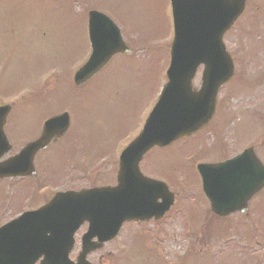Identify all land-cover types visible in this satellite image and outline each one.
<instances>
[{
    "label": "rangeland",
    "instance_id": "1",
    "mask_svg": "<svg viewBox=\"0 0 264 264\" xmlns=\"http://www.w3.org/2000/svg\"><path fill=\"white\" fill-rule=\"evenodd\" d=\"M90 8L112 18L133 52L115 54L75 89L69 80L89 52ZM263 11L264 0H247L224 35L235 72L218 97L212 121L217 140L211 125L142 159V172L164 178L177 193L169 214L142 230L126 223L117 238L88 255L93 264H264V190L250 201V220L234 213L215 220L193 165L196 157L212 154L227 132L249 126L257 135L264 129ZM171 37L169 0H0V103L12 106L4 128L11 148L2 158L36 137L47 115L67 109L71 117L67 138L37 154L36 183L27 176L0 179V224L47 200L37 183L47 185L40 190L47 193L114 180L119 151L141 128L165 81ZM199 79L200 68L195 86ZM258 152L264 160V149ZM225 153L221 148L217 154ZM83 230L76 233L72 258Z\"/></svg>",
    "mask_w": 264,
    "mask_h": 264
},
{
    "label": "water",
    "instance_id": "2",
    "mask_svg": "<svg viewBox=\"0 0 264 264\" xmlns=\"http://www.w3.org/2000/svg\"><path fill=\"white\" fill-rule=\"evenodd\" d=\"M244 1L171 0L174 38L166 72L168 81L141 132L122 150L116 185L57 192L44 206L26 211L1 226L0 264H35L39 256L43 257L38 264H92L86 259L87 253L115 237L124 220L160 218L167 211L173 202V193L165 183L143 176L138 163L152 146H162L197 131L213 115L217 89L233 73L222 36L242 12ZM88 17L92 50L74 73L76 85L85 83L113 54L131 51L106 15L90 10ZM200 62H204V76L196 90L191 79ZM9 111L10 105H0V157L10 148L3 131ZM68 125L66 112L48 118L37 139L0 162V178L35 176L36 152L63 135ZM213 174L222 178L227 175ZM213 194L219 198L225 196L221 189L214 190ZM212 204L219 215L235 210L233 206L223 210L213 199ZM85 220L89 223L88 230L81 238V250L74 262L68 258L73 233ZM94 236L98 241H90Z\"/></svg>",
    "mask_w": 264,
    "mask_h": 264
},
{
    "label": "flooded vegetation",
    "instance_id": "3",
    "mask_svg": "<svg viewBox=\"0 0 264 264\" xmlns=\"http://www.w3.org/2000/svg\"><path fill=\"white\" fill-rule=\"evenodd\" d=\"M228 137L230 139L229 141H232L231 146L228 147L227 143L221 142V143H219V145L216 149H212V154L206 155L204 157L207 160H211V161L221 160L223 158H221V156L217 155V153L221 150V148L226 149V152H227L229 149L233 148L234 146H235V148H233V151H235V152H240L244 148L249 147V146H252L256 152L258 150L262 151L264 149V130L261 131L260 133H258L257 135H255L253 130L250 129L248 126L247 128H245L240 133L231 132ZM218 157H220V159H218ZM263 190H264V187L258 192V194ZM250 201L248 203V211L250 209ZM247 214H248V212L246 214H242V215H247Z\"/></svg>",
    "mask_w": 264,
    "mask_h": 264
}]
</instances>
